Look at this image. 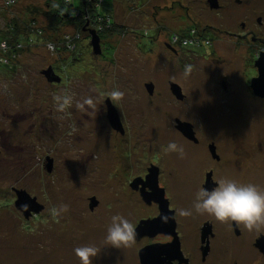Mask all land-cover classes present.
<instances>
[{
    "label": "rangeland",
    "instance_id": "obj_1",
    "mask_svg": "<svg viewBox=\"0 0 264 264\" xmlns=\"http://www.w3.org/2000/svg\"><path fill=\"white\" fill-rule=\"evenodd\" d=\"M5 1L0 0V49L5 42L17 59L7 66L0 61V264H79L74 250L83 246L99 249L93 264H137L141 242L134 240L120 249L105 244L112 216L122 215L137 226L157 213L130 188L131 178L157 166L162 172L159 187L173 209L187 192L182 181L187 176L184 149H190L175 131V120L191 123L207 144L211 141L206 130L220 137V126H239L238 109H229L230 99L208 93L201 74L205 63L181 65L165 48L205 52L169 43L172 34L204 28V4L200 0H105L101 10L109 13L119 34L100 40L101 54L95 56L89 29L96 34L100 30L89 27L88 20L78 30L63 27L54 32L45 16L46 0H13L10 7ZM80 1L73 3L79 6ZM13 20L21 30L35 21L29 34L33 28L47 30L40 38L33 36L36 42L31 47H25L22 37L21 52L10 33ZM63 34L75 38L74 50L61 43ZM51 41L56 51L45 47ZM11 57L1 54L0 59ZM186 67L191 68L187 75ZM48 68L61 77L59 84L42 74ZM169 83L180 87L184 100L171 94ZM146 84L153 85L152 95ZM114 90L122 95L114 98ZM65 96L71 102L61 111L62 99L57 97ZM88 98L92 105L77 107ZM107 99L121 120L122 134L106 119ZM222 115L226 121H220ZM254 124H248L249 132ZM169 142L183 148L182 157L166 151ZM246 142L244 149L250 147L251 138ZM47 159L52 160L51 174L45 169ZM14 189L35 197L44 211L24 219L14 206ZM92 197L98 205L91 211ZM61 204L68 205L67 212L53 215L51 210Z\"/></svg>",
    "mask_w": 264,
    "mask_h": 264
},
{
    "label": "flooded vegetation",
    "instance_id": "obj_2",
    "mask_svg": "<svg viewBox=\"0 0 264 264\" xmlns=\"http://www.w3.org/2000/svg\"><path fill=\"white\" fill-rule=\"evenodd\" d=\"M200 2L204 4L206 13L204 28L192 27L198 31L199 46L189 48H201L205 52L197 53L188 47L174 49L169 45L165 48L175 59H180L177 62L181 65L196 60L205 63L201 74L205 77L208 93L230 99L229 109L234 106L238 109L235 121L239 126H220V137L211 136L206 130L205 136L211 141L207 144L197 135L198 129H194L191 123L185 122L191 125V139L177 130L175 123V131L190 147L184 149L187 155L183 171L187 172V176L182 178L187 192L175 208H169L173 212L175 235L142 237L139 240L142 244L140 250L153 245L167 246L175 241V252L161 255L153 264H264V225L249 230L235 222H218L213 217L196 214L194 210L189 216L180 214L182 209L192 210L199 189L211 190L222 179L255 184L264 189V0ZM211 3L215 4V8H211ZM178 7L183 8L180 4ZM93 23L92 19L89 27L96 28ZM100 27L103 28V25ZM53 73L56 75L55 71ZM201 96L198 94L199 98ZM225 118L222 115L220 121H226ZM227 121L230 122L229 119ZM253 121V130L249 132L247 126ZM121 127L124 132L122 124ZM247 137L251 138V143L249 148L244 149V145L248 144ZM1 153L3 146L0 144ZM151 168L157 170L159 186L162 172L155 165L131 180L139 179L142 183ZM150 205L157 210L156 215L141 220L158 216L157 204ZM136 256V263L140 264L138 254Z\"/></svg>",
    "mask_w": 264,
    "mask_h": 264
},
{
    "label": "clouds",
    "instance_id": "obj_3",
    "mask_svg": "<svg viewBox=\"0 0 264 264\" xmlns=\"http://www.w3.org/2000/svg\"><path fill=\"white\" fill-rule=\"evenodd\" d=\"M191 72L190 67H186L185 74ZM122 95L119 91L114 90L112 96L118 98ZM59 110H64L71 102L70 97H57ZM91 98L85 99L83 103L77 107L84 109L85 105H92ZM166 151L169 153H177L183 156V148L175 142H169ZM68 210V205L61 204L58 208H53L52 214L59 216ZM207 215L215 218L221 223L235 222L243 225L249 230L264 225V189L259 188L255 184H240L232 179H222L211 190L201 188L196 193L195 202L192 210L182 209V216L193 214ZM169 217H161L162 223H167ZM136 238L134 225L122 215H114L111 223L107 227L105 244L113 248L130 246ZM75 255L79 260V264H93V258L99 253V249L95 246L77 247Z\"/></svg>",
    "mask_w": 264,
    "mask_h": 264
},
{
    "label": "water",
    "instance_id": "obj_4",
    "mask_svg": "<svg viewBox=\"0 0 264 264\" xmlns=\"http://www.w3.org/2000/svg\"><path fill=\"white\" fill-rule=\"evenodd\" d=\"M85 2V0H82ZM215 1V0H214ZM211 8H215V4L211 3ZM90 41L92 52L95 56H99L101 54V46H100V38L93 30H89ZM49 82H59L60 79L56 76L51 68L42 72ZM145 88L148 94L152 95L153 93V85L146 84ZM169 88L171 94L177 99L182 100L181 89L178 85L174 83H169ZM107 107V119L110 123V126L117 132L123 133V129L121 127V123L118 119L117 113L114 107L111 105L109 100H106ZM176 128L179 130L185 137L193 138V132L191 130V125L185 122H181L179 120H175ZM211 152L213 153V148L211 147ZM48 165L45 167L47 173H51L52 171V160L47 159ZM154 169V170H153ZM157 170L155 168L149 169L148 175L145 177L142 183L139 182V179H134L130 188L134 191H138L142 201L146 205H150L152 203L157 204L158 206V216L154 219L150 220H142L135 227L136 231V241H139L142 237H154L158 234H165L167 236H174V218L173 212L169 210V202L165 198V193L162 188H159L157 181ZM140 186V187H139ZM16 200L14 202L15 208L22 213L24 219H29L33 215H39L44 207L39 204L35 197H30L23 190H15ZM98 205V202L95 198L89 199V210H93ZM167 216L169 217L167 223L161 222V217ZM175 241L167 246L162 245H153L148 246L145 249L138 251V257L140 264H153V261L157 260L161 255H166L168 253L175 252Z\"/></svg>",
    "mask_w": 264,
    "mask_h": 264
},
{
    "label": "trees",
    "instance_id": "obj_5",
    "mask_svg": "<svg viewBox=\"0 0 264 264\" xmlns=\"http://www.w3.org/2000/svg\"><path fill=\"white\" fill-rule=\"evenodd\" d=\"M101 1L102 2L100 3L97 9L94 8V5L97 4L99 0H91V1L85 0V2L80 1L79 6H75L73 0L71 3H67L65 2V0H46V5L48 9L45 16L47 19L48 26L50 27V30L57 32L60 28L63 27H74L76 30H78L80 29V27H82L85 24L87 20L88 21L90 20L89 22H91L92 19L93 20L103 19L106 16V14L109 13L102 12L101 9L105 0H101ZM34 22L35 21L33 22L31 21V23L26 25V28H24V30H21L17 21L14 20L11 21L9 24L11 28L10 27L9 28L11 30L10 33L15 37L13 41L19 42L20 39L23 37L24 42H28V37L30 35L29 31L31 29V26L34 25ZM193 29L196 28H192L191 30ZM39 30L42 32V36H43L47 28L45 29L40 28ZM116 33L119 34L117 31V26L114 23L109 29L102 30L101 28L100 31L97 32L101 41H105L106 39H109L110 36H113ZM19 35H21V37L17 40V37H19ZM32 42H36V41L33 40Z\"/></svg>",
    "mask_w": 264,
    "mask_h": 264
},
{
    "label": "built area",
    "instance_id": "obj_6",
    "mask_svg": "<svg viewBox=\"0 0 264 264\" xmlns=\"http://www.w3.org/2000/svg\"><path fill=\"white\" fill-rule=\"evenodd\" d=\"M65 2L71 3L72 0H65ZM5 3H6L7 7H10L14 4V1L13 0H6ZM100 3L101 2H98L95 5V7L98 8ZM110 23H113V21H111V16L109 14H106V16L103 19L98 20V21L97 20L94 21L93 25H96L97 30H100L101 29L100 25H103V26L107 25L108 26ZM31 31H33V34L30 33V35L28 37V42H25V47H30L33 44V42H32L33 36L40 38V35H42V32L39 29L33 28ZM36 32L39 35L35 34ZM197 33H198V31L196 29H193V30L188 31L185 35L182 34L181 36L172 34L171 38L169 39V43L174 47H175V44H182L185 46L189 45V46L198 47L199 46V39L197 38ZM74 39L75 38H73L72 35H64L63 34L62 38H61V43L64 44L68 49L74 50L76 47ZM1 43H3V45H2V49H0V56H1V54H8V53L12 55V57L8 60H6L5 58L0 59L1 62L5 63V65H8L10 62L15 61L17 59V57L15 56V52L13 50H11L5 42H1ZM17 43H18V45L16 46L15 49L16 50L21 49V52H22L23 49L25 48L24 46H22V43H24V42H17ZM54 44H55V42L51 41V42L45 44V47H47L48 49L53 48L54 51H56L55 48H57V46Z\"/></svg>",
    "mask_w": 264,
    "mask_h": 264
},
{
    "label": "bare ground",
    "instance_id": "obj_7",
    "mask_svg": "<svg viewBox=\"0 0 264 264\" xmlns=\"http://www.w3.org/2000/svg\"><path fill=\"white\" fill-rule=\"evenodd\" d=\"M90 1H91V0H90ZM99 2H102V1H101V0H99ZM94 8H96V7H94ZM98 20H101V19H97V21H98ZM95 21H96V20H95ZM93 31H94V30H93ZM95 33H96V32H95Z\"/></svg>",
    "mask_w": 264,
    "mask_h": 264
}]
</instances>
